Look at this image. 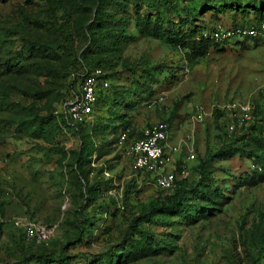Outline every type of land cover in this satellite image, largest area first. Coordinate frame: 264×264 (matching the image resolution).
I'll list each match as a JSON object with an SVG mask.
<instances>
[{
    "label": "rangeland",
    "instance_id": "obj_1",
    "mask_svg": "<svg viewBox=\"0 0 264 264\" xmlns=\"http://www.w3.org/2000/svg\"><path fill=\"white\" fill-rule=\"evenodd\" d=\"M168 1L0 0V264L264 258V181L237 155L211 163L209 198L190 193L183 207L140 222L132 237L143 246L125 237L131 214L160 191L128 153L144 126L171 117L178 152L169 167L194 184L199 162L264 112V39L211 43L200 54L190 39L245 21L264 0ZM98 60L109 86L90 120L64 125L69 90ZM32 223L52 228L51 240L27 239Z\"/></svg>",
    "mask_w": 264,
    "mask_h": 264
},
{
    "label": "built area",
    "instance_id": "obj_2",
    "mask_svg": "<svg viewBox=\"0 0 264 264\" xmlns=\"http://www.w3.org/2000/svg\"><path fill=\"white\" fill-rule=\"evenodd\" d=\"M209 37L218 42L237 40L255 41L264 39V19L247 25H223L217 23ZM207 35V33H205ZM109 83L100 67L82 75L76 89L70 91L65 101L61 118L69 124H81L90 120L94 107L98 104L100 93ZM230 106V105H228ZM170 125L166 121H156L144 126L140 136L133 138L128 147L135 169L147 175L149 181L164 191H171L176 180L173 156L178 152L175 144H170ZM121 140L127 139V132L120 134ZM52 228L40 224H30L25 228V236L35 242L51 240Z\"/></svg>",
    "mask_w": 264,
    "mask_h": 264
},
{
    "label": "trees",
    "instance_id": "obj_3",
    "mask_svg": "<svg viewBox=\"0 0 264 264\" xmlns=\"http://www.w3.org/2000/svg\"><path fill=\"white\" fill-rule=\"evenodd\" d=\"M163 3L168 5L170 2L168 0H163ZM252 7L253 8L250 9V11L251 13H255L253 16L249 17L245 21L231 23V25H247L254 21H260L264 19V3L257 1L252 5ZM213 26L203 27L199 31L197 30V32L191 36L190 39L194 42L193 44H196L199 46V48H202L200 49L199 54L204 52L203 48L209 44L218 42L210 38L207 32L211 31ZM205 33H207V35H205ZM112 37V45L117 46L121 39V35L116 33L113 34ZM103 65L104 64L99 60L94 63V67H102ZM71 90H69V92ZM101 99L102 97H99L98 103L101 101ZM177 106L178 105L175 106L171 116H174ZM170 118L162 121L168 122ZM253 118L254 119L252 123L248 127L243 125L240 126V129L236 130V135L232 138V140L229 142H222L215 151L209 152L206 157L199 162L197 165L198 179L196 183L188 184L183 180H175L174 187L171 191L160 190L153 200H150L138 211L132 213L129 219V225L125 237L132 239V241L135 240L136 245L143 246L144 238L136 240L132 237L135 233L141 232L139 229L140 222L149 220L156 214L166 213L183 207L185 202L188 200V195L190 193H195L196 195L202 196L204 198H209L208 195L211 192L209 189H207L208 187L205 185V181L210 176L208 169L214 160L225 159L233 155H237L240 159L251 160L256 165L257 171L258 169L260 170V172H258L259 180L264 181V112L257 113ZM60 122L64 123V125H68L62 118ZM125 131L127 132V140L134 135L131 133L132 131H130V122H123L119 134ZM138 136H140V131L135 137ZM145 176L147 177V175ZM33 256L37 257V255ZM65 259L66 258L63 260ZM46 263L56 264L53 259L44 261V264ZM254 264H264V258L256 260Z\"/></svg>",
    "mask_w": 264,
    "mask_h": 264
}]
</instances>
